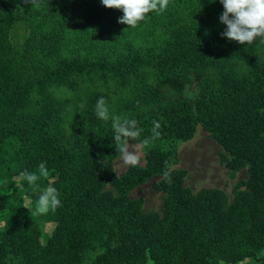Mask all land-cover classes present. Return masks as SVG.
I'll return each mask as SVG.
<instances>
[{
	"label": "trees",
	"instance_id": "obj_1",
	"mask_svg": "<svg viewBox=\"0 0 264 264\" xmlns=\"http://www.w3.org/2000/svg\"><path fill=\"white\" fill-rule=\"evenodd\" d=\"M222 11L169 0L130 28L100 0H0V264H264V44L221 37ZM101 97L144 129L145 163L121 175ZM198 125L230 173L247 168L231 198L174 167ZM41 162L38 188L18 179ZM154 176L160 212L129 196ZM49 186L61 206L35 215Z\"/></svg>",
	"mask_w": 264,
	"mask_h": 264
},
{
	"label": "clouds",
	"instance_id": "obj_2",
	"mask_svg": "<svg viewBox=\"0 0 264 264\" xmlns=\"http://www.w3.org/2000/svg\"><path fill=\"white\" fill-rule=\"evenodd\" d=\"M223 11L219 16L225 29L220 33L221 37L227 38L240 45H251L257 41L264 44V0H219ZM24 3L32 7H39V0H24ZM103 7L117 9L123 13L117 23L130 28L137 27L141 21L151 12L162 13L169 5V0H100ZM95 114L98 119L105 122L111 121L114 133L116 150L120 154V160L124 165L135 167L138 165L139 155L130 150L129 141L140 138L143 128L138 127L137 120L109 113L106 101L99 98L95 106ZM151 136L141 141L142 145H148L150 140L159 138L158 131L161 125L159 121H153ZM49 177V170L45 162L38 165L36 172L24 170L19 174L20 181H26L33 188H38L37 181ZM165 183H171L169 171L163 173ZM59 192L54 187H46L36 201L35 215H46L49 211H55L61 206Z\"/></svg>",
	"mask_w": 264,
	"mask_h": 264
},
{
	"label": "rangeland",
	"instance_id": "obj_3",
	"mask_svg": "<svg viewBox=\"0 0 264 264\" xmlns=\"http://www.w3.org/2000/svg\"><path fill=\"white\" fill-rule=\"evenodd\" d=\"M191 89V88H190ZM130 150L135 151L139 157L138 165L145 163V156L139 143L129 141ZM222 147L212 138V136L201 127L197 126L194 135L178 146L179 161L174 167L186 170L185 186L190 187L193 192L203 187H217L226 192L231 198L234 185L239 179L247 177V168H243L234 173L226 168L221 162L220 153ZM114 170L121 175L128 168L120 160V155L113 161ZM159 176L146 180L129 192L131 198H141L143 210L161 211V201L163 192L155 189L153 182L159 180Z\"/></svg>",
	"mask_w": 264,
	"mask_h": 264
}]
</instances>
